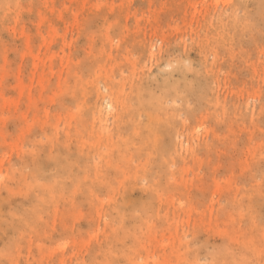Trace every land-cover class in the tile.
I'll use <instances>...</instances> for the list:
<instances>
[{
    "label": "rangeland",
    "instance_id": "1",
    "mask_svg": "<svg viewBox=\"0 0 264 264\" xmlns=\"http://www.w3.org/2000/svg\"><path fill=\"white\" fill-rule=\"evenodd\" d=\"M159 121L175 132L165 162ZM75 152L88 184L116 175L74 201L73 221L50 187L38 222L12 228L32 193L23 180L68 184L76 198L80 185L48 160ZM43 155L48 180L31 177ZM0 166V249L12 252L0 264H90L94 251L96 264H224L226 250L264 264V0H0ZM151 187L160 200L142 220L122 225L106 208Z\"/></svg>",
    "mask_w": 264,
    "mask_h": 264
},
{
    "label": "bare ground",
    "instance_id": "2",
    "mask_svg": "<svg viewBox=\"0 0 264 264\" xmlns=\"http://www.w3.org/2000/svg\"><path fill=\"white\" fill-rule=\"evenodd\" d=\"M187 83H189V81H187ZM187 83L185 82L184 85H188ZM186 88H190V86L188 85ZM174 90H175L174 86L173 87L172 86L166 87L167 94H171L172 92H174ZM138 97H139L138 99L141 100V106H142L143 109H145V107L153 109V106L155 105V101H156L155 94H152V95H150V94L145 95L144 94V95H141V96H138ZM150 101H153L154 103H151ZM147 124L148 123H146V122L145 123L138 122V123L132 124L131 127H129L128 125H126L127 131H128L127 133H129L130 131H133L134 133H137L138 130H143L147 126ZM166 124H167L166 122L159 121L156 124L158 126L155 125V129L159 132L160 136H156L154 134L155 130H153V132H152L153 133V138H154V143H157V146H158V149H159L158 150V153L160 154V156H161V158H162V160L164 162L166 160H168V156H171V154L169 152V149L171 147V144H172V141H173V138H174V134H175V132H169V128L166 126ZM161 131H163V132H161ZM167 136H168V140H167ZM141 152L143 153L144 151L141 150L139 153H141ZM49 156H48V160H50V162L52 161L51 163H53V165H54V170L55 171L57 170L60 173L68 174L67 178H71V180L73 181V183L80 185V192L76 196V198H75L76 200H75L74 198L70 197L72 193L69 191L70 190V186L68 184H66V186H67L66 188H62V187L58 186L59 184L57 182H54V180H52V179H51V182H48V183H45V184H40L35 179H33V182H29V180L28 181H26V180L21 181V183L23 182L26 185L27 190H29L30 192H32L31 193V196L32 197L31 196H28V197L22 199V201H21L20 209L23 210V213H24L23 216L19 215V217H18L16 215L12 214V213L9 214L10 215V217H9L10 218L9 224H11V227L14 228V229H17V228H19L22 225V226H25L24 231H26V229H27L26 226L27 227L29 226L28 225L29 224L28 221H26L28 218H30L29 220H31V223L32 224L35 223V222L36 223L38 222V220L41 217L39 213L42 210H44L45 206H48V204L52 201L53 198H55L54 197L55 195H54V192H53L55 190L51 191L53 193V195H54L53 198L49 195V192H50V189H51L50 187H55L56 189H59V191L61 192V193H59V191H57V194L58 195L59 194L61 195V198H60V195H59V198H60L59 200H61L62 202H65L66 203V204H63L62 206H63V208L65 207L64 208V211H66V210L68 211V208L70 207V205H72V207H73V204H75V202H77L79 204H80V202H82V203H83V201L85 202V200H87L88 192L90 190H92L91 188L93 186H94L93 189H95V187L98 188L102 184L103 185L104 184H107L108 182H110L109 180L111 178H113L116 175V173H117V168H115L114 172L113 171L112 172H108L107 175H104L105 178L104 179H101V182L100 183H98V184L97 183L96 184H88L87 181H85L82 178V176H81V173L80 172H83L82 167L79 166L76 163V161H75V159L77 160V159L84 158V156H82V154H80V153L77 154L75 152L73 154V156H72L73 158H70V159L65 158V157H59L58 155L53 157L52 154H51L50 157ZM119 156H120V154H119ZM43 157H47V156H44V155L41 156V157L38 156V157H36L34 159L35 164L32 166L33 167V170H32L33 173H31V177L37 178L38 176L43 175L48 180L49 174L48 173H45V174L43 173L44 172V170L42 168L43 167L42 166V162H43L42 159H44ZM124 157L125 156L121 155L120 158L121 159H124ZM134 157L135 156H132L131 158L133 159ZM136 158H139V155H137ZM17 175H19L18 172H17ZM137 175L138 176L144 175V173L139 169L138 172H137ZM137 175H135L134 173H131L128 176H132L133 178H137ZM165 177H167V176H165ZM147 179L150 182V179L149 178H147ZM164 179L165 178H163V180H162L163 182H165ZM158 181H159L158 183L161 184V180H158ZM135 182H136V180H135ZM134 185H135L134 182H130L129 184H127V188H129V187L132 188V186H134ZM36 188H39L40 189V192L38 194L35 193ZM55 188H53V189H55ZM156 188L157 187H155V188H152L151 187L150 193L147 196H139V197L135 198L133 204L130 203L129 201L127 203H123V202H126V201L112 200L111 203L106 204L107 205L106 208H111V209H113L114 212H116L115 216L117 217L118 222L121 220L120 221V224H122V225L125 224L126 226L128 224H133L135 222V219L136 218H139L140 220H142V215L145 214L148 205L151 206L152 203H153V201H155V203H156V200L157 201L160 200V197L158 196V192H157ZM116 190H117V188H114V192ZM8 192H10V191L8 190ZM51 192H50V194H51ZM6 196H7V198H9L8 200L10 202V196L11 195L10 194H7ZM94 196H95V193H94ZM56 198L58 199V197H56ZM54 200L56 201V204L54 205V208H53L55 210L57 208L55 206L58 205V204H57V200L56 199H54ZM27 201H29V204L27 203ZM96 202L97 201L92 200V203L93 204H95ZM2 204H4V202H3V200H0V206ZM74 206H76V205H74ZM79 206H82V205H79ZM77 207H78V205H77ZM77 207H73L72 208V209H74V213L72 212V214H71L72 217H69V219H72V221H73V218H75L76 215L77 216L80 215V214L78 215L75 212L78 209ZM136 207H139L140 210H141V213L139 215H135L133 213V209L136 208ZM75 208H77V209L75 210ZM94 208H95V211H96V209H97L96 205H94ZM81 209L84 210L83 206H82ZM81 209L79 208L77 210V212H79V210L81 211ZM69 210H70V208H69ZM127 210L129 211V217H130V219H128V220L126 218H123V216H122L123 215V212L124 211H127ZM71 211L72 210L68 211L69 215H70V212ZM36 212H37V215H36ZM83 212L85 213V211H83ZM54 215H56V213ZM158 216L159 215L157 213L156 217H158ZM0 217L2 218V213L1 212H0ZM79 218H77V219H79ZM87 218H89V217L87 216ZM87 218L84 219V220L86 221V223L89 224V219L87 220ZM53 219H55V218H53ZM82 219H79V221H81ZM22 220H24V221H22ZM54 221H56V219ZM1 223H3V220L2 219H0V231H1V228L4 229V227H2V225H1ZM120 224H119V226H120ZM49 227L51 228V225ZM77 227H79V224L77 225ZM29 229H30V226H29ZM116 229L117 228H115L114 230L116 231ZM129 236H130V234H128V236L123 235L124 238L122 239V243L126 240L125 238H129ZM129 239H130L131 242H134V243L136 241V238L134 237V235H132ZM110 240L112 242L113 241L114 242L117 241L118 240V232H114L112 235H110ZM122 243H121V245L124 246V244H122ZM6 245L11 250L12 246H13V248L15 247L16 242L13 239L12 240L9 239V240H6L5 242H3V246H6ZM7 246H6V248H7ZM222 248H224V247H222ZM225 250H226V248H225ZM8 251L9 250H7V252L5 251V247H4V249H0V262L1 261H5V260L8 261L10 259V257H11L10 255L11 254H8V253H10L11 251L10 252H8ZM14 251H16V249H14ZM104 252H105L106 255H108V253L106 251H104ZM95 254L96 253L94 251V254H92L91 257H90V259H91L90 264H96ZM223 254H224L225 260H226L224 262V264H251V262L248 259V256L246 255L245 252L233 253V252H230L229 250H226V251H223ZM25 257H26L25 258V261L26 262H30V256H25ZM42 258H44V255L43 254H41L40 256H38V258H37L38 259L37 260L38 261V264H40L42 262ZM125 258H126V253H123V251H121L120 252V259H125ZM15 260H17V258ZM33 260L36 263V257H33ZM40 260H41V262H39ZM117 260H118V257H115L114 255H112V257L110 258L109 262L106 261L104 264H113V262L114 261H117ZM27 264H29V263H27Z\"/></svg>",
    "mask_w": 264,
    "mask_h": 264
}]
</instances>
